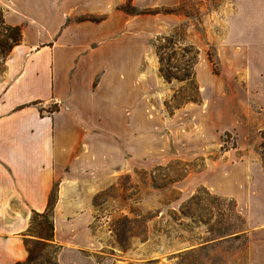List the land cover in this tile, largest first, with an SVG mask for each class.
<instances>
[{
    "label": "rangeland",
    "instance_id": "1",
    "mask_svg": "<svg viewBox=\"0 0 264 264\" xmlns=\"http://www.w3.org/2000/svg\"><path fill=\"white\" fill-rule=\"evenodd\" d=\"M114 7L144 19L141 79L154 121L145 144L155 152L142 165L129 161L105 180L78 185L95 210L96 263L250 264L249 232L264 227V20L257 12L264 0H122ZM9 33L0 22V74ZM205 56L217 72L206 89L199 77ZM210 163L220 164L224 178L232 173L233 195L200 184ZM28 234L35 237L29 264H57L58 245L36 243L50 235L44 218L33 214Z\"/></svg>",
    "mask_w": 264,
    "mask_h": 264
},
{
    "label": "crops",
    "instance_id": "2",
    "mask_svg": "<svg viewBox=\"0 0 264 264\" xmlns=\"http://www.w3.org/2000/svg\"><path fill=\"white\" fill-rule=\"evenodd\" d=\"M116 2L0 0L4 22L22 33L0 74V264L27 259L32 215L51 200L58 263L97 264L95 210L78 185L105 180L129 161L142 165L155 152L145 144L154 121L141 79L148 34L143 17H128ZM102 13L101 21L87 19ZM204 60L206 89L217 72ZM209 112L217 117V106ZM218 165L205 166L200 184L233 195L232 173L224 178ZM252 228L248 259L264 264V227Z\"/></svg>",
    "mask_w": 264,
    "mask_h": 264
},
{
    "label": "trees",
    "instance_id": "3",
    "mask_svg": "<svg viewBox=\"0 0 264 264\" xmlns=\"http://www.w3.org/2000/svg\"><path fill=\"white\" fill-rule=\"evenodd\" d=\"M0 22L5 25V28L8 31H11V33H9V35H8L9 39L12 41V45L10 46V49L8 51V54H9L11 52V50L13 49V47L16 46L17 44H19L22 40L21 28L19 26L7 25L4 22L1 13H0ZM51 203H52V200L49 202V206L45 212L35 213L37 216L44 218L45 223H46V225H48L49 230H50V235H46L45 237L40 236V238H41V239L39 238L40 242H36V243H38V247H42V248L45 245H47L46 241H54V224H53V219H52L53 214H52ZM32 236H34V235H32ZM33 240L34 239H29L26 241V246H27L28 253H29L27 259L25 261H20L17 264H29L31 262V260L33 259V256H34V250L32 247ZM56 262H57V264H59L57 260H56Z\"/></svg>",
    "mask_w": 264,
    "mask_h": 264
}]
</instances>
